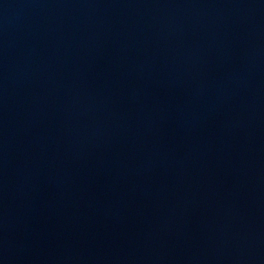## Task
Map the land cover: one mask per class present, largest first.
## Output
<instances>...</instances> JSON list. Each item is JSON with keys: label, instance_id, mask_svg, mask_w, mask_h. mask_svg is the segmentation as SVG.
I'll use <instances>...</instances> for the list:
<instances>
[{"label": "water", "instance_id": "obj_1", "mask_svg": "<svg viewBox=\"0 0 264 264\" xmlns=\"http://www.w3.org/2000/svg\"><path fill=\"white\" fill-rule=\"evenodd\" d=\"M0 264H264V0H0Z\"/></svg>", "mask_w": 264, "mask_h": 264}]
</instances>
